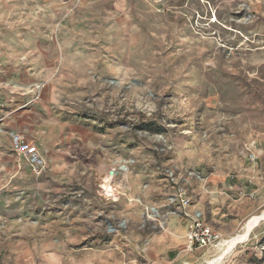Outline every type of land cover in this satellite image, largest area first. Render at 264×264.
Wrapping results in <instances>:
<instances>
[{"label":"rangeland","instance_id":"rangeland-1","mask_svg":"<svg viewBox=\"0 0 264 264\" xmlns=\"http://www.w3.org/2000/svg\"><path fill=\"white\" fill-rule=\"evenodd\" d=\"M253 168L264 178V0H0V264H150L185 247L181 202Z\"/></svg>","mask_w":264,"mask_h":264},{"label":"crops","instance_id":"crops-1","mask_svg":"<svg viewBox=\"0 0 264 264\" xmlns=\"http://www.w3.org/2000/svg\"><path fill=\"white\" fill-rule=\"evenodd\" d=\"M206 181L198 190V201L194 202L191 207L193 211H201L204 220L213 228L218 229L223 239L243 231L247 221L254 216L264 215V178L258 174L256 169L253 168L242 173V178L234 181L217 175L208 178ZM187 230V227L181 225L179 239H185ZM249 238L248 244H246L247 242L242 244L222 264H250L252 255L262 254L264 219L252 231ZM184 245L185 247L179 251L160 247L158 253L151 254L150 264L216 263V261H210L211 254L216 251V248L190 252L186 249L187 240L186 243L182 244V246ZM230 246L228 245V247ZM227 253L226 250V255ZM224 256L222 254L219 257L224 259Z\"/></svg>","mask_w":264,"mask_h":264},{"label":"built area","instance_id":"built-area-1","mask_svg":"<svg viewBox=\"0 0 264 264\" xmlns=\"http://www.w3.org/2000/svg\"><path fill=\"white\" fill-rule=\"evenodd\" d=\"M12 144L14 151L18 156L25 157L27 162L32 166L36 172H40L45 165L43 158L40 156L38 148L35 144L28 141L25 136L15 133L12 135ZM185 208V216L191 220V226L187 235V250L194 251L202 248H219L225 247L226 249L221 251V255H225L224 259L217 257H212L210 261H216L215 264H222L228 259L226 255V250L228 248V243L231 240L223 241L222 234L217 229L212 228L204 222L203 214L201 211L195 210L191 214L188 213L187 209L193 205L192 202H181ZM5 218L0 214V229L5 225ZM237 237V236H236ZM264 254V245L261 248ZM207 264H209L207 262Z\"/></svg>","mask_w":264,"mask_h":264},{"label":"bare ground","instance_id":"bare-ground-1","mask_svg":"<svg viewBox=\"0 0 264 264\" xmlns=\"http://www.w3.org/2000/svg\"><path fill=\"white\" fill-rule=\"evenodd\" d=\"M109 167V166H108ZM119 170H121L122 172H124V174H128V170H127V167L126 166H120V168H119ZM114 172H115V170H114ZM114 172H113V174H114ZM129 182V181H128ZM104 188L106 189V191L108 192V193H110V194H113V193H115V190L111 187V186H108V185H104ZM115 195V194H114ZM155 215V214H154ZM155 218V217H154ZM234 247H236V246H234ZM233 250H229V251H227L228 253L227 254H231V252H232Z\"/></svg>","mask_w":264,"mask_h":264},{"label":"trees","instance_id":"trees-1","mask_svg":"<svg viewBox=\"0 0 264 264\" xmlns=\"http://www.w3.org/2000/svg\"><path fill=\"white\" fill-rule=\"evenodd\" d=\"M262 252V251H261ZM262 254H263V252H262ZM264 255V254H263Z\"/></svg>","mask_w":264,"mask_h":264}]
</instances>
